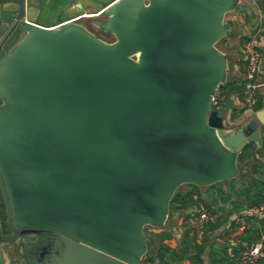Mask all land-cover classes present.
<instances>
[{
	"label": "water",
	"instance_id": "95a60500",
	"mask_svg": "<svg viewBox=\"0 0 264 264\" xmlns=\"http://www.w3.org/2000/svg\"><path fill=\"white\" fill-rule=\"evenodd\" d=\"M42 3L0 0L10 238L47 234L32 264H141L152 248L145 227L166 225L180 186L235 179L243 149L262 147L264 107L232 129L230 103L212 107L228 79L217 46L230 33L226 16L245 5L113 0L90 16L103 19L107 41L83 18L36 23Z\"/></svg>",
	"mask_w": 264,
	"mask_h": 264
},
{
	"label": "trees",
	"instance_id": "16d2710c",
	"mask_svg": "<svg viewBox=\"0 0 264 264\" xmlns=\"http://www.w3.org/2000/svg\"><path fill=\"white\" fill-rule=\"evenodd\" d=\"M245 40H248L245 39ZM264 58V55H263ZM262 71H264V59L262 62ZM264 83V73H261ZM243 80L227 79L223 86V101L236 95L240 98L243 97ZM264 90V84H263ZM264 107V93L260 95L259 102L252 109L256 112ZM238 114L232 113L231 118L236 119ZM262 147L258 148L256 144L249 143L243 151L239 154V165L241 174L232 180L220 182L206 188L199 187L194 184H185L189 189L182 192L180 186L170 203V216L179 215L183 216L184 232L177 247H172L166 241L173 238V233L167 229L162 230L160 233L148 239L152 244L151 251L147 254L143 264H183L189 260L191 264H204L203 254L207 247L208 238H204L201 242H197L195 235H192V226L190 218L197 213L200 204H205L213 214L217 215L221 211L225 212L224 221H229L232 215V207L237 204L241 205L245 211L252 206H258L264 203V128L262 129ZM205 190V191H202ZM229 209H226V205ZM244 204V205H243ZM214 209L212 207H216ZM223 216V215H221ZM221 219L218 218L216 223H209L206 226V231H214L220 224ZM234 225L235 219L232 220ZM148 226L145 227V232ZM233 230H239L234 225ZM251 229L241 231L233 235V238H242L235 249L233 257L228 255L227 248H218V252L212 249L209 254V260L212 264H222L226 260V264H237V257L246 247L244 242L246 239V232ZM258 229H255V240H259ZM258 232V233H257ZM147 234V233H146ZM258 234V235H257ZM219 257V260H217Z\"/></svg>",
	"mask_w": 264,
	"mask_h": 264
},
{
	"label": "crops",
	"instance_id": "0c3cea01",
	"mask_svg": "<svg viewBox=\"0 0 264 264\" xmlns=\"http://www.w3.org/2000/svg\"><path fill=\"white\" fill-rule=\"evenodd\" d=\"M113 0H76V2H71L70 0H43L42 4H39L41 6L40 12L34 13L33 17H38V15L41 16L40 21L42 25L45 26H52L57 24L58 21V15L67 11L68 13H71L72 15H76L75 13L78 10H82L77 6L78 3H82L84 6V9L81 13L84 12H97L102 10L103 8L108 7L110 3ZM245 8H247V11H242L238 13H234L231 16V20L234 22V30L238 37L242 39H247L250 36V33H255L256 28L258 25H264V0H243ZM95 8V10H89L90 8ZM51 13L53 16L50 18H43V15ZM77 16V15H76ZM30 19V18H29ZM259 45L262 43L264 44V32L259 34ZM261 49V48H260ZM262 54L264 55V50H261ZM264 59V58H263ZM246 61L244 56H240L238 62L234 65V70L237 71V74L240 73V80H243L244 74L246 72ZM264 73V71H262ZM264 93V90L262 91ZM234 100L236 104L238 105L240 103V98L236 95H234ZM243 111L239 113L236 121H240L243 119L244 121L247 119H250L253 115V110L250 108L242 109ZM238 114V113H237ZM245 118V119H244ZM263 135V132H262ZM264 160V159H263ZM244 205V204H243ZM253 207V206H252ZM248 209V208H247ZM230 210H232V215L230 216L229 221H224V217H222L220 224L217 226V228L214 231H205V234L202 238H208L207 247L205 250V254H203V261L204 264H212L209 260V254L212 249L218 252V248H227L228 255L233 257L235 254V249H237L238 242L242 238H233V235H237V233H242L240 230L236 232V230H233L234 225L236 226V220L241 215L245 214V211L243 208H241V205H238L236 207H232ZM239 212L241 214L240 216L236 217V213ZM175 218H177V223L171 221L169 225H167V230L171 231L173 233V238L168 239L166 243L171 245L172 247H177L181 237H183L184 232V221L183 216L174 215ZM173 218V217H172ZM236 218V219H235ZM235 219L234 225L232 224V220ZM248 224L250 232H246V239L247 241L244 242L245 247L250 246L251 244L257 242L258 240H255L256 232L255 229H258L259 235L264 234V215L258 216V215H249L248 217ZM237 227V226H236ZM244 231V230H243ZM193 235V228L192 233ZM257 234V235H258ZM261 239V238H260ZM259 239V240H260ZM208 254V256H207ZM217 260H219V257H217ZM222 264H226V260L222 261ZM183 264H191L189 260H186ZM259 264H264V257L260 259Z\"/></svg>",
	"mask_w": 264,
	"mask_h": 264
},
{
	"label": "built area",
	"instance_id": "2783aa9c",
	"mask_svg": "<svg viewBox=\"0 0 264 264\" xmlns=\"http://www.w3.org/2000/svg\"><path fill=\"white\" fill-rule=\"evenodd\" d=\"M85 13L77 15L74 19L85 18ZM264 32V25H258L255 33H250L248 40L244 42V57L246 61V72L243 77V97L240 102L244 103L247 108L253 109L259 102L260 95L263 91L262 80V62L263 54L259 45V34ZM224 97L215 94L212 98V107L220 109ZM249 215H264V203L258 206L249 207L245 214L236 220L237 229L240 231L249 228ZM193 228V235L196 236L197 242H201L209 223H216L217 216L205 205L200 204L197 213L190 218ZM264 257V234L257 242L247 246L237 257V264H259L260 259ZM151 264V263H150Z\"/></svg>",
	"mask_w": 264,
	"mask_h": 264
},
{
	"label": "rangeland",
	"instance_id": "374dc122",
	"mask_svg": "<svg viewBox=\"0 0 264 264\" xmlns=\"http://www.w3.org/2000/svg\"><path fill=\"white\" fill-rule=\"evenodd\" d=\"M89 10H95V8L92 7ZM82 11L83 10H78L75 14L78 15ZM242 11H247V8L239 7L238 11H234V12H231V13L227 14L226 19H227V21L229 23L231 22L229 24L230 33H229V35L227 37L222 39L217 44V46L228 55V59H229L228 78L229 79H235V80L240 79V76H241L240 73L238 75L237 71L234 70V65L236 64V62H238L240 56H244V42H245V40L242 39V38H239L238 37V33L236 35L235 30H234V28H235L234 27V22H233V20H231V16L234 13H238V12H242ZM102 20L103 19H100V18L99 19H94V18H91V17H87V18H83L82 22L89 29H91L97 36H99V37H101V38H103V39H105L107 41H113L114 40L113 35L107 34V33L103 32L101 29L96 27L97 22L98 21H102ZM258 38H260V37H258ZM259 47L261 48V50H264V44L261 43ZM4 51H6V46H5V48L3 49L2 52H4ZM216 94L219 97H222L223 89L218 90ZM226 102H229L230 103V107H231L226 112L227 115H228L226 126H227V128L232 129V128H235V127L239 126L244 121L243 119H241L240 121L237 122L236 121L237 118L236 119H232L231 118L232 113H234V114L238 113V115H239V113H241L243 111L242 109H245V108L247 109V106L244 103H242V102H240L237 105L234 99L228 98L226 101H222L220 109L224 110ZM223 182H225V181H223ZM188 189H189V186L183 185L180 190L182 192H184V191H186ZM202 191H205V190H202ZM1 203H2V197H1V194H0V205H2ZM205 204H207V203H205ZM228 207H229V205L227 204L226 205V209H229ZM212 208L217 209V206L216 207H212ZM225 212L226 211H221L220 213H218L216 215L217 219L218 218L222 219V217L225 218ZM236 214H237L236 217L241 215V214H239V212H237ZM3 215H4V212H3ZM221 215H223V216H221ZM172 220H173V222L177 223V218H175L172 215L168 219L166 225H164L163 227L148 226L147 229H146L147 235L152 238L154 233H160L162 230L167 229L166 228L167 225H169ZM2 232H8L6 227L4 228V230ZM0 234H1V231H0ZM25 240L23 239V237H18L16 240L0 239V264H32V262H33L32 255H31V253H28L29 252L28 242H30V241L32 242L33 239L30 238V237H25ZM207 256H208V254H207ZM145 259L141 262V264L146 262Z\"/></svg>",
	"mask_w": 264,
	"mask_h": 264
},
{
	"label": "flooded vegetation",
	"instance_id": "af4514ba",
	"mask_svg": "<svg viewBox=\"0 0 264 264\" xmlns=\"http://www.w3.org/2000/svg\"><path fill=\"white\" fill-rule=\"evenodd\" d=\"M51 16H53V14L47 13V14L43 15V18H50ZM57 17H58V21H60V19L64 18V17H65V19H73V18L76 17V15H72L71 13H68L67 11H65V12L59 14ZM40 18H41L40 15H38V17H35L36 23L41 24V22H39ZM0 194H1V191H0ZM1 197H2V195H1ZM1 204L2 205H0V231H1L0 239L16 240L18 237H23V239L25 240V236H26L25 234L24 235L20 234L18 237L13 238V239L10 238L11 231H10L9 226L7 224V217H6V212H5V206H4L3 199H2V203ZM2 211L4 212V215H3ZM5 227L8 230V232H2ZM27 237H30V238L33 239L32 242L31 241L28 242V246H29V252L28 253H31L32 260H33L36 252L39 249H41L42 247L48 245V243L50 242V239L47 236V234L42 233V232H39V233H37V232L34 233L33 232L30 235H28Z\"/></svg>",
	"mask_w": 264,
	"mask_h": 264
},
{
	"label": "bare ground",
	"instance_id": "6f19581e",
	"mask_svg": "<svg viewBox=\"0 0 264 264\" xmlns=\"http://www.w3.org/2000/svg\"><path fill=\"white\" fill-rule=\"evenodd\" d=\"M90 16H93V15H91V12H86L84 17L87 18V17H90Z\"/></svg>",
	"mask_w": 264,
	"mask_h": 264
}]
</instances>
